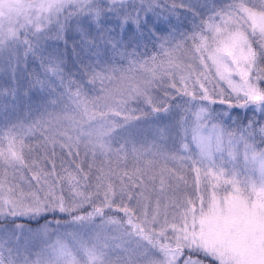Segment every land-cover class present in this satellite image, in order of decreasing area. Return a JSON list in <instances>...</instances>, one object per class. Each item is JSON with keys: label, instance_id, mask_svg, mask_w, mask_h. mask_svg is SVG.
Wrapping results in <instances>:
<instances>
[{"label": "snow or ice", "instance_id": "1", "mask_svg": "<svg viewBox=\"0 0 264 264\" xmlns=\"http://www.w3.org/2000/svg\"><path fill=\"white\" fill-rule=\"evenodd\" d=\"M21 92L0 264H264V0H0Z\"/></svg>", "mask_w": 264, "mask_h": 264}, {"label": "rangeland", "instance_id": "2", "mask_svg": "<svg viewBox=\"0 0 264 264\" xmlns=\"http://www.w3.org/2000/svg\"><path fill=\"white\" fill-rule=\"evenodd\" d=\"M60 47L63 49V42H60ZM71 47H72V41H68V52H69V63L71 64L72 56H71ZM36 67V65H29V70H32ZM35 98L29 99L28 97H25L23 95V92H21L19 100L13 102L11 98H9L8 101H5V103L8 105L6 110L0 109V123H3L6 119H11L14 120L18 116H23L25 115L29 108V105L35 104ZM15 104V107L13 106ZM169 121L167 119H164L163 121H160L159 124L160 126H163V124L168 123ZM225 158L226 154H225ZM53 240H55V237H52Z\"/></svg>", "mask_w": 264, "mask_h": 264}, {"label": "trees", "instance_id": "3", "mask_svg": "<svg viewBox=\"0 0 264 264\" xmlns=\"http://www.w3.org/2000/svg\"><path fill=\"white\" fill-rule=\"evenodd\" d=\"M29 71H31V70H29Z\"/></svg>", "mask_w": 264, "mask_h": 264}]
</instances>
